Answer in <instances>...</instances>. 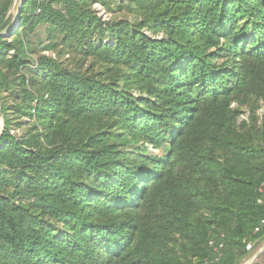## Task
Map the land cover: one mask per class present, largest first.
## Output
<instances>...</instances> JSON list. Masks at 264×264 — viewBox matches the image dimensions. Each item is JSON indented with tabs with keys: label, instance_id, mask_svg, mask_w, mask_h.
Returning a JSON list of instances; mask_svg holds the SVG:
<instances>
[{
	"label": "trees",
	"instance_id": "1",
	"mask_svg": "<svg viewBox=\"0 0 264 264\" xmlns=\"http://www.w3.org/2000/svg\"><path fill=\"white\" fill-rule=\"evenodd\" d=\"M15 1L0 264H240L264 240V0H25L1 35Z\"/></svg>",
	"mask_w": 264,
	"mask_h": 264
},
{
	"label": "rangeland",
	"instance_id": "2",
	"mask_svg": "<svg viewBox=\"0 0 264 264\" xmlns=\"http://www.w3.org/2000/svg\"><path fill=\"white\" fill-rule=\"evenodd\" d=\"M48 1H52V0H48ZM22 0H16L13 10L11 12V15L14 17H16L17 13H18V8L21 4ZM97 6H100L99 4H97L95 6V9ZM97 11V9H96ZM37 12V11H36ZM99 13V12H98ZM99 16L102 17L104 20L106 21H110L113 18L114 19H133V17L131 16V14L126 10L124 12H117L115 14H107L106 11L102 8V12L99 13ZM46 28L47 26H43L40 27L36 33L32 36H30L29 40L35 45L36 48H38V53L37 55H34L33 58L35 59V61L38 59V56L40 55H46V56H50L53 58H56V54L54 52H41L42 49H44V45L41 46V43L43 42L44 44H47L48 41L46 39ZM161 37V36H160ZM69 57H64L63 60L66 61L68 60ZM91 65V63L89 62L86 66V69ZM264 115V110L260 109L257 112V118L261 119L263 118ZM250 117V112L247 109H244V114L241 116L240 118V122L248 120ZM13 134H15L16 136L22 137L24 135V129H18V130H14ZM158 153V152H156ZM240 264H264V240L261 241L260 244H258L257 246H255L254 248H252L250 250V254L247 255Z\"/></svg>",
	"mask_w": 264,
	"mask_h": 264
},
{
	"label": "water",
	"instance_id": "3",
	"mask_svg": "<svg viewBox=\"0 0 264 264\" xmlns=\"http://www.w3.org/2000/svg\"><path fill=\"white\" fill-rule=\"evenodd\" d=\"M24 3H25V0H22L20 6L18 8V13H17V15H16V17H15L12 25L4 33H2L1 35L7 34L12 28H14L16 26V24L18 23L19 15L21 14V10H22V7H23ZM0 113H1V123H0V126H2V128L0 129V139H1V136H2V134L4 132V127H5L1 107H0Z\"/></svg>",
	"mask_w": 264,
	"mask_h": 264
},
{
	"label": "built area",
	"instance_id": "4",
	"mask_svg": "<svg viewBox=\"0 0 264 264\" xmlns=\"http://www.w3.org/2000/svg\"><path fill=\"white\" fill-rule=\"evenodd\" d=\"M96 9H97V11H98L99 13L102 12V7H101V6H97ZM40 12H41V10L38 9L37 12H36V14H39ZM262 224L264 225V221L262 222ZM258 231H259V229H256V232H258ZM221 247H222V246H221Z\"/></svg>",
	"mask_w": 264,
	"mask_h": 264
},
{
	"label": "bare ground",
	"instance_id": "5",
	"mask_svg": "<svg viewBox=\"0 0 264 264\" xmlns=\"http://www.w3.org/2000/svg\"><path fill=\"white\" fill-rule=\"evenodd\" d=\"M0 123H1V113H0ZM2 128V126H0V129Z\"/></svg>",
	"mask_w": 264,
	"mask_h": 264
}]
</instances>
